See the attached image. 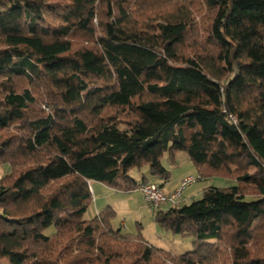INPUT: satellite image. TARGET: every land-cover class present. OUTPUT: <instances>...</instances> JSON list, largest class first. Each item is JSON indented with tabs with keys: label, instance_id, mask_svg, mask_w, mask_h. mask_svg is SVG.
Wrapping results in <instances>:
<instances>
[{
	"label": "trees",
	"instance_id": "trees-1",
	"mask_svg": "<svg viewBox=\"0 0 264 264\" xmlns=\"http://www.w3.org/2000/svg\"><path fill=\"white\" fill-rule=\"evenodd\" d=\"M177 154L229 184L154 212L192 251L83 219L89 182L162 187ZM4 165L0 261L264 264V0H0Z\"/></svg>",
	"mask_w": 264,
	"mask_h": 264
},
{
	"label": "rangeland",
	"instance_id": "rangeland-1",
	"mask_svg": "<svg viewBox=\"0 0 264 264\" xmlns=\"http://www.w3.org/2000/svg\"><path fill=\"white\" fill-rule=\"evenodd\" d=\"M162 164L170 171L173 182H176L181 175L188 174L194 169L185 154H179L177 165L173 166L172 169V165L166 159L162 160ZM132 174L134 179L138 178L134 172ZM192 176L196 177V175ZM214 179L216 178H212V180H200L192 186L187 187L182 193L180 203L188 205L192 201L200 199L202 190L199 188L208 186L226 187L229 185L225 182H219V178L217 180ZM91 187L93 200L83 219H92L96 215L95 210H98V208L110 207L116 213V217L111 220L114 229H120L125 233L133 235L139 233L150 245L173 255H181L193 250V238L181 237L161 231L154 221V210L144 202L140 193L134 192L132 195H127L125 192H116L106 186L107 189L103 193L100 192L98 194L94 183H91ZM194 189L198 190L192 192ZM188 193L190 195L189 198H185ZM183 197L185 200H183ZM137 210H139L138 213H136ZM51 230L49 229L47 232L49 233ZM0 264H8V262L2 260Z\"/></svg>",
	"mask_w": 264,
	"mask_h": 264
},
{
	"label": "built area",
	"instance_id": "built-area-1",
	"mask_svg": "<svg viewBox=\"0 0 264 264\" xmlns=\"http://www.w3.org/2000/svg\"><path fill=\"white\" fill-rule=\"evenodd\" d=\"M199 177L192 175L183 178L178 187L170 192H166L163 187L155 183H138L137 191H139L146 202L154 212L161 207H173L180 204L183 191L195 184Z\"/></svg>",
	"mask_w": 264,
	"mask_h": 264
},
{
	"label": "crops",
	"instance_id": "crops-1",
	"mask_svg": "<svg viewBox=\"0 0 264 264\" xmlns=\"http://www.w3.org/2000/svg\"><path fill=\"white\" fill-rule=\"evenodd\" d=\"M182 155V154H181ZM179 157V154H177V156H176V159H175V164L174 165H172L171 166V169L173 168V166H175V165H177V158ZM183 158V157H182ZM183 159H185V158H183ZM9 172V167L7 166V165H4V166H1L0 167V178L1 177H3L4 175H6L7 173ZM135 173V175H137L138 176V178L137 179H135L136 181H138V180H140L142 177H145L146 178V180H148L149 182H154V183H162V181L161 180H157V179H154V178H152L149 174H148V171H147V168H143L141 171H132V172H130V176L133 178V174L132 173ZM189 175H196V172H195V170L193 169L190 173H188V174H184V175H181L179 178H178V180L176 181V182H173V178H172V176H171V178L168 180V181H166L165 183H163V188H164V190L166 191V192H170V191H172V190H174L175 188H177L178 187V185H179V183H180V181L183 179V178H185L186 176H189ZM218 178H216V179H214V180H217ZM219 180V182H225L226 183V181L225 180H222V179H218ZM210 182V181H209ZM91 183H94V185H95V187H96V191L98 192V194L100 193V192H104V190H106L107 189V187L105 186V185H103V184H101V183H98V182H89V187H90V190H91V194H92V187H91ZM192 186V185H191ZM203 188H205V187H202V188H199L200 190H203ZM198 189H194L192 192H196ZM134 192H138V193H140L139 191H137V190H134V191H131V192H128L127 193V195H132ZM191 192V193H192ZM101 195V194H100ZM140 195H141V193H140ZM188 195V196H187ZM186 196H185V198H189V193L187 194ZM99 196V195H98ZM185 198L183 197V200H185ZM146 203V202H145ZM147 204V203H146ZM148 205V204H147ZM161 208H164V207H161ZM101 209H99L98 208V210L96 209L95 210V213L97 214L99 211H100ZM139 212V210H137L136 211V213H138ZM154 214V213H153ZM111 225H112V222H111ZM112 228H113V225H112ZM114 229V228H113ZM123 232V231H122ZM123 233H125V232H123ZM144 239V238H143ZM145 240V239H144ZM146 241V240H145ZM172 254V253H171Z\"/></svg>",
	"mask_w": 264,
	"mask_h": 264
}]
</instances>
